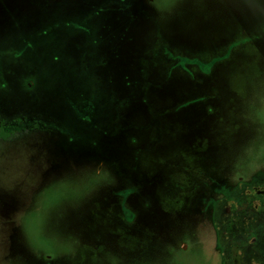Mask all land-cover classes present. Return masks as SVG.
<instances>
[{"label": "rangeland", "instance_id": "374dc122", "mask_svg": "<svg viewBox=\"0 0 264 264\" xmlns=\"http://www.w3.org/2000/svg\"><path fill=\"white\" fill-rule=\"evenodd\" d=\"M262 112L264 0H0V264H264Z\"/></svg>", "mask_w": 264, "mask_h": 264}, {"label": "snow or ice", "instance_id": "6c2138e0", "mask_svg": "<svg viewBox=\"0 0 264 264\" xmlns=\"http://www.w3.org/2000/svg\"><path fill=\"white\" fill-rule=\"evenodd\" d=\"M207 0H182V4L192 8L195 11V6L199 3H206ZM176 0H150V6L157 8L159 11H164L167 8L173 6ZM262 122H264V112L261 114ZM239 135V132L233 134L232 139H235ZM4 159L3 154H0V172L3 171ZM79 174V168L76 165H69L67 169L60 173H49L41 178V184L39 187H45L49 183H56L60 181H69L74 179ZM39 187L36 191L39 190ZM23 207V205H21ZM63 209V215L57 217L56 210L54 209L51 213L49 220V226L52 230L59 232L69 239L73 238L77 231V224L75 220V211L72 207L64 204L60 206ZM26 210V209H25ZM7 217L4 216L2 210V203H0V234H2L5 227L11 229L12 225L10 222L5 223ZM195 241H193L194 243ZM98 249V245L92 244L91 249L80 256L79 252H66L63 256L57 257L56 264H104L106 253L113 252L114 249L105 245L103 248ZM23 257L24 264H31L30 255L21 251L19 253Z\"/></svg>", "mask_w": 264, "mask_h": 264}, {"label": "trees", "instance_id": "16d2710c", "mask_svg": "<svg viewBox=\"0 0 264 264\" xmlns=\"http://www.w3.org/2000/svg\"><path fill=\"white\" fill-rule=\"evenodd\" d=\"M10 139V133L6 132L5 126L0 122V140L7 141Z\"/></svg>", "mask_w": 264, "mask_h": 264}]
</instances>
